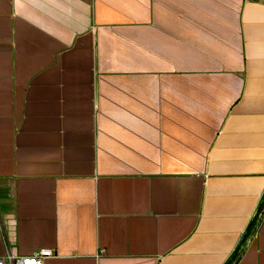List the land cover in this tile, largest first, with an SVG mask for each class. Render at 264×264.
<instances>
[{"label":"crops","instance_id":"1","mask_svg":"<svg viewBox=\"0 0 264 264\" xmlns=\"http://www.w3.org/2000/svg\"><path fill=\"white\" fill-rule=\"evenodd\" d=\"M264 264V0H0V257Z\"/></svg>","mask_w":264,"mask_h":264},{"label":"built area","instance_id":"2","mask_svg":"<svg viewBox=\"0 0 264 264\" xmlns=\"http://www.w3.org/2000/svg\"><path fill=\"white\" fill-rule=\"evenodd\" d=\"M6 253L0 257V264H44L45 260L53 257L54 253L49 249H39L30 256H16L6 246Z\"/></svg>","mask_w":264,"mask_h":264}]
</instances>
